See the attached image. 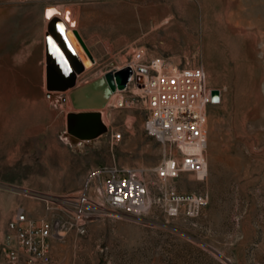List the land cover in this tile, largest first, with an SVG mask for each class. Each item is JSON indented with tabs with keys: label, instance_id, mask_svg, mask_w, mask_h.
<instances>
[{
	"label": "rangeland",
	"instance_id": "374dc122",
	"mask_svg": "<svg viewBox=\"0 0 264 264\" xmlns=\"http://www.w3.org/2000/svg\"><path fill=\"white\" fill-rule=\"evenodd\" d=\"M54 18L95 60L76 88L161 59L202 68L220 102L207 109L204 173L171 183L208 196L198 217H171L156 185L146 213H110L53 242L52 264H264V0H0V257L19 210L45 217V196L77 194L94 170L113 165L152 183L154 168L178 157L144 132L135 87L102 109L104 134L73 141L70 91L47 96ZM121 95L129 106L117 109ZM112 133L123 139L112 145Z\"/></svg>",
	"mask_w": 264,
	"mask_h": 264
},
{
	"label": "built area",
	"instance_id": "2783aa9c",
	"mask_svg": "<svg viewBox=\"0 0 264 264\" xmlns=\"http://www.w3.org/2000/svg\"><path fill=\"white\" fill-rule=\"evenodd\" d=\"M131 68L127 91L131 87L138 90L144 132L173 147L178 157H165L154 168L152 183L134 170L113 165L94 170L77 194L45 196V217L19 210L7 225L0 264H52L53 242L69 233L85 234L90 223L110 213H146L156 185L171 217L183 214L195 218L207 207V195L179 193L171 184L184 173L202 174L205 170L207 109L213 103L204 70L179 69L161 59ZM113 106L121 109L129 102L121 95ZM122 139L123 133L111 134L112 145ZM89 187L93 193L88 192Z\"/></svg>",
	"mask_w": 264,
	"mask_h": 264
},
{
	"label": "water",
	"instance_id": "95a60500",
	"mask_svg": "<svg viewBox=\"0 0 264 264\" xmlns=\"http://www.w3.org/2000/svg\"><path fill=\"white\" fill-rule=\"evenodd\" d=\"M53 21L47 26L45 37L46 53V89L51 92H69L72 107L77 112L67 115V133L80 141L97 139L107 131L102 122L100 110L108 104L111 95L116 91H125L133 76V69L126 67L110 72L88 84L75 89L77 73L71 68L65 56L57 46L52 35ZM75 37L81 44L92 63L95 62L80 34L74 30ZM64 39V38H62ZM81 70V69H80ZM78 70V71H80ZM212 103L220 102V92L212 90Z\"/></svg>",
	"mask_w": 264,
	"mask_h": 264
},
{
	"label": "bare ground",
	"instance_id": "6f19581e",
	"mask_svg": "<svg viewBox=\"0 0 264 264\" xmlns=\"http://www.w3.org/2000/svg\"><path fill=\"white\" fill-rule=\"evenodd\" d=\"M64 19L67 20L66 18H64ZM51 21H53L51 27L54 30V34L52 35V37H54V40L56 41L57 46L59 47V49L61 50V52L65 56L69 65L71 66V68L77 73V78H78V76L80 74H82L85 71V69L89 68L92 65V61L90 60V58L85 53L81 44L79 43V41L75 37L73 31L67 30L65 28L66 26L62 20H60L58 18H54ZM62 38H64V39H62ZM90 54H91V52H90ZM78 70H80V71H78ZM76 86H77V79H76ZM76 86H75V88H76ZM69 91H71V90H69ZM117 91H119V90H116L111 95L110 100H109L107 105H109L113 101V99L115 98V94L118 93ZM103 111L104 110H100V113H101L102 122L106 126L105 117H104L105 111H104V113H103ZM73 141H78V140L76 138H74ZM77 144H79V143H77Z\"/></svg>",
	"mask_w": 264,
	"mask_h": 264
}]
</instances>
